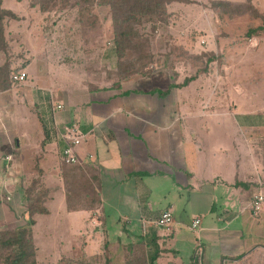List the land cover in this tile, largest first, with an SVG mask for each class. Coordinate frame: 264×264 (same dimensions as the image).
Instances as JSON below:
<instances>
[{
	"label": "crops",
	"instance_id": "obj_1",
	"mask_svg": "<svg viewBox=\"0 0 264 264\" xmlns=\"http://www.w3.org/2000/svg\"><path fill=\"white\" fill-rule=\"evenodd\" d=\"M187 1L174 0L168 10L174 12L172 5ZM205 1L209 5V0ZM219 1L242 4L248 0ZM250 2L264 18V0ZM200 8V13L177 14L185 27L173 30L171 25L170 40H177L189 59L205 53L223 54L222 60L200 62V71H191L195 62L170 55L161 65L152 63L149 73L134 74L118 83L91 72L89 61L81 66L64 61L68 68L62 73L72 87H54L48 79L47 65L36 67L35 59L28 56L36 45L28 28L20 31L23 46L19 50L25 53L15 52L9 45L10 64L14 73L25 72L26 78L11 81L0 90V117L9 118L4 130L0 122V181L4 191L19 189L22 197L18 205L24 206L23 191L36 178L51 189L44 202L47 214V202L55 201L60 192L64 201L60 203L66 210L82 213L73 217V222L85 220L101 229L109 228L112 222H124L120 228L127 233L136 230L134 240L129 235L127 243L142 236L152 252L155 242L160 250L158 261L189 264L199 244L201 264H264V201L256 214L251 206L254 196H264V23L262 17L250 14L230 18L212 8L210 12ZM37 17L41 21L42 13ZM17 24L19 21L15 24L9 20L6 31ZM261 25L257 35L246 36L250 27ZM242 29V38H237ZM235 60L246 64L237 84H245L250 105L245 98L240 102V97L235 103L227 92L223 101L215 99L217 81H225L226 88L234 92L231 82ZM4 61L5 55L0 53V66ZM98 61L100 66L96 68H103L100 55ZM74 73L81 78L76 87ZM190 76L193 79L183 85ZM58 104L62 108L57 109ZM23 106L39 121L37 126L33 123L30 133L26 114L20 131L16 128L14 117H20ZM68 124H76L83 133L76 147L79 161L74 166L61 159L65 146L61 131ZM71 167L81 168L85 180L93 183L84 195L86 198L89 193L91 199L81 204L73 201L76 209L69 208L66 200V183L74 180L78 184L80 175V171L68 174ZM156 203L161 205L158 210ZM11 205L17 207L14 201ZM178 210L186 211L190 225L178 219ZM165 211L171 213V223L167 228L157 227L155 221ZM196 219L199 222L194 226ZM185 229L193 233L191 240ZM85 231L81 230L87 236L80 242L88 251L70 259L98 254L92 245L95 236ZM66 244L76 242L70 239Z\"/></svg>",
	"mask_w": 264,
	"mask_h": 264
},
{
	"label": "rangeland",
	"instance_id": "obj_2",
	"mask_svg": "<svg viewBox=\"0 0 264 264\" xmlns=\"http://www.w3.org/2000/svg\"><path fill=\"white\" fill-rule=\"evenodd\" d=\"M70 2L72 5L65 7V9L61 11L54 12V9L50 13H42V20L39 21L37 15L41 14V12L38 10V6H30L31 0H2V6L5 9L11 10L18 16V19H10V21L15 24L17 23V21H19V24H17L16 27L12 25L13 28H10L9 31H6L5 29V37L8 44L12 49L15 50V52L19 51V53H25V51L19 50L20 46H23V44L19 40V37L20 31L28 28V31L32 35L31 38L33 39V42L36 43L35 47L30 50L28 56H32L35 59L36 62L34 64L36 67H44L47 65V72H49L48 79L49 82L54 85V87H62L63 85H68L69 88L72 87V83L68 79H66L64 74L62 73V71H65L66 68H68L67 64L64 61H67V63L71 65L75 62L79 66L86 63V61H89L90 66H88L87 68H89L91 72L94 71L93 73L99 75L101 78L106 77L108 79H112L113 76H110V72L115 68L116 57L112 52L114 50L112 42L113 28L110 20L111 11L109 10V7L99 6L95 3L93 5H89L81 0H73ZM201 6L204 7V10H202V12L210 10V5H208V2L205 0H189V2L187 1L186 4L176 3L171 6V10H174V12H172L176 14V16H173L172 14V16L170 17V19H173L172 22L169 21V23L166 25H164L163 23H158V29H156L154 33L152 49L157 54L156 59H159V57L162 58V55H173L174 58L178 57L181 60H187L192 63L195 62V69H192L191 71L200 70V62L203 63L204 58L207 57V54L203 53L204 55L201 56L202 58L199 62H197L195 59L193 60V58L189 59V54L183 52L182 47L179 45L180 43H177V40H174V38L170 40L171 35L169 33V30L171 29V25L173 26V30H177V27H185L184 23H181V21L179 22L177 14L187 13L191 15L194 13H200ZM81 16L87 18L81 21ZM141 18L144 17L140 16V19ZM22 19H24V21H21ZM138 19L139 17L135 18V20ZM175 19L177 20V23L174 22ZM8 22L9 20L7 21V23ZM150 24V22H146L141 19V24L134 25V27L142 34H151V32L153 31H151L152 25ZM242 24L244 25L243 21ZM242 31H244V29L240 30L239 33H237L238 36H235H237V38H242ZM42 39L43 42H41ZM221 40L223 42L222 37ZM45 42L49 43L46 44ZM21 49L24 48L21 47ZM42 51L44 52L43 54H41ZM12 52L14 51L12 50ZM98 55H100V57H102V60L104 61V67L101 65V67L103 68L100 69L96 68L100 66L99 64H97L99 62ZM27 58L29 59V57ZM235 62L237 67H234L236 69V72L233 71L235 74L233 73L231 82V84L234 86V88H232L234 92H232L229 88H226L225 81L223 83H219L217 81V86L215 87V99H217L218 101H223L225 99L224 93L227 92L228 96L231 97V95H233V100L235 101V103L238 102L236 98L240 97V102L242 98H245L246 102L248 101L250 105L249 95L244 92L245 84H243L242 82L241 84H237V82H240L238 78L240 72L243 69V65H246L245 61L235 60ZM225 64L228 68L231 67L230 63L227 62ZM74 74L75 86H73L76 87L77 85L81 84V78L76 76V73ZM39 79L43 78L39 77ZM212 85L210 86V89ZM24 114H26V116H28L29 118L27 132L30 133L34 131L33 123L37 126L39 125V121L36 116L33 115V112L30 109H26L23 106V108L20 109V117H14L17 125L16 128L18 129V131H20V129L22 128L21 124L26 122L22 120ZM8 119L9 118L5 115H2V117H0V122L3 130L8 123ZM14 120H12V122H14ZM9 127L12 129L11 126ZM26 158L29 159L28 156ZM84 180L85 178L83 176L81 181H83V183L85 184V188L87 191V189L91 185H93V183L91 184L88 180ZM2 184L3 182L0 181V223L8 226L9 228H13L25 221L26 215L23 216L22 213L15 212V210L25 211L24 206H20L17 204L19 198H21L22 195L21 192H19L18 188H16L13 192L12 189L4 191V188H2ZM157 191H159V189H157ZM7 192L10 193L9 199L7 198ZM55 198V201L51 202L49 200L46 204L49 208V214L37 215L34 218L35 226L33 228V237L34 242L37 246V250L39 251L37 262H39L40 264H55L56 262L58 264H72L67 260H69L71 257H76V254L83 252V250L88 251L89 249L88 247H85V244H82L80 242L82 238H84V236H87L83 235L81 230L85 231L86 229L89 234L91 233V236H95L96 243L92 242V245L95 247V251L98 252V254L106 255L112 258L113 264H123L125 254L124 245L129 242V240H127L129 235L131 239L134 240L135 237L132 235L136 230H130L127 233L125 230L120 228L122 227L121 224H123L124 222H112L110 223V227L107 229H101L94 225L93 227H91L89 225L90 223L85 222V220L73 222L72 218L80 216L82 213L66 210L65 204L61 205L60 203V200H62V202L64 203L60 192L57 193V196ZM12 201L16 203V208L11 207L13 206L11 205ZM154 205L157 210L158 208H160L159 206H161L158 203ZM83 214L85 216L88 215L87 212H84ZM110 215L113 219L114 215ZM129 216H133V214H129ZM177 217L178 219L183 221V224L190 225V218L187 219L186 211L178 210ZM177 229L178 228H176V230ZM183 231H185L187 239L191 240L193 236L191 230L185 229ZM69 238L75 240L76 244H66L70 242ZM117 238L120 239V242L116 240ZM57 242L61 243L59 244ZM91 251L93 250H90V252ZM200 257L198 259H200ZM167 263L168 262L166 260H157V264Z\"/></svg>",
	"mask_w": 264,
	"mask_h": 264
},
{
	"label": "trees",
	"instance_id": "obj_3",
	"mask_svg": "<svg viewBox=\"0 0 264 264\" xmlns=\"http://www.w3.org/2000/svg\"><path fill=\"white\" fill-rule=\"evenodd\" d=\"M21 1V0H18ZM73 0H31L30 6H38V10L41 13H50L54 9V12L61 11L65 7L71 6ZM84 3L93 5L94 3L99 6H107L111 11V24L113 33V53L116 57L115 68L110 72V76H113L112 80L116 83L120 80L130 77L134 74L149 73V66L156 62L161 65L169 56L160 55L162 58L156 59L157 54L152 49V41L154 39V33L158 29V23L168 24L172 12L168 10V4L174 0H81ZM210 8L216 11L218 14H225L227 16H241L243 14H250L253 17H262L255 7L251 4L250 0L242 4H232L226 1L209 0ZM144 14V15H143ZM140 16L143 21L150 22L151 34H142L137 30L134 25L141 24ZM139 17L138 20H135ZM84 16H81V21ZM10 19H18V16L11 10L5 9L2 6V0H0V53H4L5 61L0 66V90L7 88L12 80V75L15 69L11 68V51L9 44L5 37V29L7 21ZM262 23L264 18L262 17ZM263 26L250 27L246 36L252 37L257 35L258 31ZM147 46V49H146ZM150 47V49H149ZM149 49V50H148ZM147 50V51H146ZM210 55V56H209ZM205 57L204 62L209 63L214 60H222V54H209ZM201 56L196 57V61H201ZM221 58V59H220ZM198 59V60H197ZM194 60V58H193ZM201 69V68H200ZM200 71V70H198ZM193 77H187L183 81V85L187 84ZM72 165V164H71ZM74 166V165H72ZM74 171L76 174L80 171L79 177H77L78 184H74V180H71V184H67L66 200L68 207L76 209L77 204L91 199L89 193H85L86 188L82 179L81 168L71 167L68 170ZM73 173V175H76ZM85 181V180H84ZM78 185V186H77ZM51 189L45 188L40 185L39 179L34 178L29 185L24 189V210L22 212L25 216L23 221L18 226L9 228L0 223V264H39L36 260V247L33 241L32 227L35 224L34 215L47 214V209L44 206L46 197ZM72 193L74 196L72 197ZM75 198V200H73ZM94 197L92 196V201ZM93 203V202H92ZM92 203L90 205H92ZM24 218V217H23ZM153 246L154 250L149 252L148 245L143 240L142 236L135 242L127 243L124 245V261L123 264H157V260L160 258V250L157 248L155 242ZM200 256L193 254L189 264H201ZM72 264H113L112 258L106 255L93 254L86 256L82 254L78 258L67 260Z\"/></svg>",
	"mask_w": 264,
	"mask_h": 264
},
{
	"label": "built area",
	"instance_id": "obj_4",
	"mask_svg": "<svg viewBox=\"0 0 264 264\" xmlns=\"http://www.w3.org/2000/svg\"><path fill=\"white\" fill-rule=\"evenodd\" d=\"M26 78L25 72H17L12 75L13 82H22ZM57 109L62 108V105H57ZM61 138L65 142V146L62 149L61 159L62 162L68 165L78 163V155L76 152V147L81 143L83 139V133L77 127L76 124H68L62 128ZM9 160V158H7ZM264 201V196L262 194H257L254 196L253 201L251 203L252 209L254 213H258L262 202ZM199 222L198 219L194 220L193 225H197ZM171 223V213L169 211L162 212L160 216L156 219L155 225L161 228L169 227ZM195 255L200 256L202 254V248L198 244L194 251Z\"/></svg>",
	"mask_w": 264,
	"mask_h": 264
}]
</instances>
